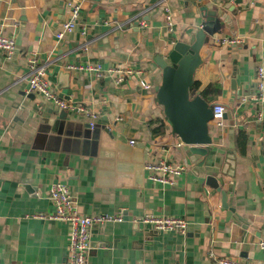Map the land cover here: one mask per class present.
<instances>
[{
	"label": "crops",
	"instance_id": "1",
	"mask_svg": "<svg viewBox=\"0 0 264 264\" xmlns=\"http://www.w3.org/2000/svg\"><path fill=\"white\" fill-rule=\"evenodd\" d=\"M73 1L77 24L59 38L69 0H0V23L18 44L12 58L0 51V264H75L70 222L38 215L55 211L50 188L57 181L69 184L82 213L123 214L92 226L87 264H218L212 250L264 264V90L256 82L264 0L204 1L219 8L221 29L201 48L195 89L228 114L224 127L211 121L204 154L172 132L155 91L157 56L167 58L202 25L199 7L192 0ZM223 37L241 41L227 46ZM32 57L59 95L97 114L93 126L77 110L61 117L42 94L30 97ZM71 63L136 71L117 82L115 71L98 77ZM159 159L187 168L173 183L155 180L147 164ZM211 176L226 191V206ZM145 214L183 217L188 228L156 231L139 220Z\"/></svg>",
	"mask_w": 264,
	"mask_h": 264
},
{
	"label": "built area",
	"instance_id": "2",
	"mask_svg": "<svg viewBox=\"0 0 264 264\" xmlns=\"http://www.w3.org/2000/svg\"><path fill=\"white\" fill-rule=\"evenodd\" d=\"M206 1V0H204ZM69 6L71 8V16L62 25V30L58 31L57 36L63 38L66 33L74 30L77 20L80 14V4L69 0ZM167 9V21L172 27L173 21L169 8ZM142 25H146V21L141 22ZM85 34V31H83ZM241 41L238 37H223L219 42L223 45L232 46ZM18 44L15 36L7 33L6 28L0 23V51H2L7 58H12L16 53ZM87 49V47H86ZM29 74L28 84L29 91L33 93H39L44 96L46 100L54 102L59 108L65 110H77L88 117H90V124L93 126L97 119V114L93 112L89 107L81 102H73V100L64 98L59 95L51 86L49 80V73L45 65L38 62L36 57L29 59ZM69 69L84 68L85 70L93 71L98 77H107L111 72H117L116 81L120 82L125 79L127 75L132 74L136 69L118 67L104 68L102 64H69ZM256 82L261 94L264 90V64H260L256 70ZM141 84L151 89L153 85L148 80H141ZM260 96V95H259ZM261 97V96H260ZM213 118L212 122L218 127H224L225 124V112L226 107L222 103H215L212 106ZM132 143H136L135 140H131ZM147 168L151 171V178L164 182L173 183L174 180L180 176L187 168V163L171 162L167 159H159L154 162L148 163ZM50 198L55 205V211L50 214H38L40 216L52 217L57 219H64L71 224L70 234V259L75 264H87L88 258L93 249L92 243V226L94 224H104L108 221H122L123 214L121 212L117 214L111 213H82L76 200L74 199L69 184L63 181L54 182L50 188ZM144 223H149L156 231L177 230L185 232L188 228V221L183 217L178 216H166V215H154L145 214L139 218ZM260 246L264 248V238L259 242ZM210 257L214 259L218 264H251L244 259H238L231 256H221L215 251L209 252Z\"/></svg>",
	"mask_w": 264,
	"mask_h": 264
},
{
	"label": "water",
	"instance_id": "3",
	"mask_svg": "<svg viewBox=\"0 0 264 264\" xmlns=\"http://www.w3.org/2000/svg\"><path fill=\"white\" fill-rule=\"evenodd\" d=\"M199 7L203 17L202 25L190 32L188 39L175 42L167 58L157 56L162 68V80L157 84L158 101L163 105L164 113L172 126V132L183 142L190 145L194 153L204 154L205 145L213 142L210 123L213 118V104L200 90L195 89V71L202 64L201 48L210 41V37L221 29L219 8H209L204 0H192ZM31 98L35 97L33 93ZM57 110L61 117L69 116L67 110ZM225 117L228 115L225 112ZM90 126V123H89ZM212 184L222 190L216 178L211 176ZM223 203L226 206V191L222 190Z\"/></svg>",
	"mask_w": 264,
	"mask_h": 264
},
{
	"label": "trees",
	"instance_id": "4",
	"mask_svg": "<svg viewBox=\"0 0 264 264\" xmlns=\"http://www.w3.org/2000/svg\"><path fill=\"white\" fill-rule=\"evenodd\" d=\"M196 85H198L197 82H196ZM196 85H195V87H196ZM209 93H210V89H209V88H206V89L203 91V94H204L205 96H208ZM154 130H156V129H154Z\"/></svg>",
	"mask_w": 264,
	"mask_h": 264
}]
</instances>
